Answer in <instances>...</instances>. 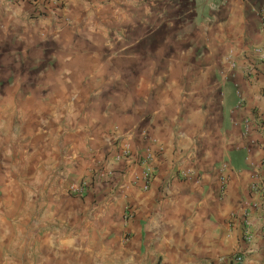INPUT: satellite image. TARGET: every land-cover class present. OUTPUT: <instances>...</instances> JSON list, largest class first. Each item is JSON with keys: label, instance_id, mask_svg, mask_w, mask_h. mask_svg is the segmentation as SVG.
<instances>
[{"label": "clouds", "instance_id": "clouds-1", "mask_svg": "<svg viewBox=\"0 0 264 264\" xmlns=\"http://www.w3.org/2000/svg\"><path fill=\"white\" fill-rule=\"evenodd\" d=\"M0 264H264V0H0Z\"/></svg>", "mask_w": 264, "mask_h": 264}]
</instances>
